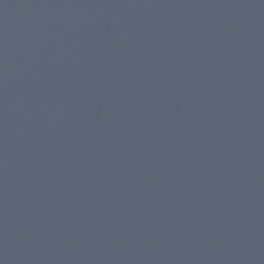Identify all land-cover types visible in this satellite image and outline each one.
Instances as JSON below:
<instances>
[{"label": "water", "instance_id": "obj_1", "mask_svg": "<svg viewBox=\"0 0 264 264\" xmlns=\"http://www.w3.org/2000/svg\"><path fill=\"white\" fill-rule=\"evenodd\" d=\"M0 264H264V0H0Z\"/></svg>", "mask_w": 264, "mask_h": 264}]
</instances>
